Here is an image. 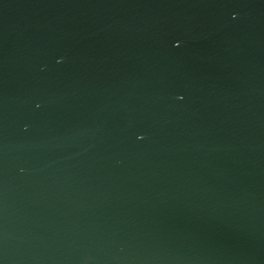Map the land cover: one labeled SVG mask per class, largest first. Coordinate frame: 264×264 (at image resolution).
<instances>
[{"label": "water", "instance_id": "water-1", "mask_svg": "<svg viewBox=\"0 0 264 264\" xmlns=\"http://www.w3.org/2000/svg\"><path fill=\"white\" fill-rule=\"evenodd\" d=\"M0 264H264V0H0Z\"/></svg>", "mask_w": 264, "mask_h": 264}]
</instances>
